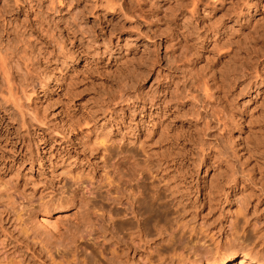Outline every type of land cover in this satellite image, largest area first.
Wrapping results in <instances>:
<instances>
[{"label": "rangeland", "instance_id": "374dc122", "mask_svg": "<svg viewBox=\"0 0 264 264\" xmlns=\"http://www.w3.org/2000/svg\"><path fill=\"white\" fill-rule=\"evenodd\" d=\"M52 2L0 0V264H264V0Z\"/></svg>", "mask_w": 264, "mask_h": 264}, {"label": "bare ground", "instance_id": "6f19581e", "mask_svg": "<svg viewBox=\"0 0 264 264\" xmlns=\"http://www.w3.org/2000/svg\"><path fill=\"white\" fill-rule=\"evenodd\" d=\"M28 2V4L30 3L32 5L33 2H37L39 3L41 0H26ZM50 1V4L52 5L53 2L52 0H49ZM120 0H106L105 2V6L104 8H106L107 10H109V13L112 14V13H115L116 12V9L120 7V3H119ZM213 2H219L220 0H211ZM35 4V3H34ZM30 5V6H31ZM197 4L194 3L193 4V7L195 8ZM52 7V6H51ZM34 8V6L30 7V9L32 10ZM37 8V6H36ZM40 8V7H39ZM37 10V9H34V11ZM108 13V14H109ZM240 13V10L237 12V15H239ZM254 14L252 13H249L248 16V19L249 18H252ZM248 22V21H247ZM49 212V211H48ZM42 222L45 221V217L41 219ZM46 222V221H45ZM47 224V223H45ZM44 224V225H45ZM42 226H43V223H42ZM216 253V252H215ZM202 258V257H201ZM216 259H219L218 261H214ZM208 260V259H207ZM211 260L212 262H210L209 260V264H253V260L250 259V258H247V257H236V256H231V257H217V256H211ZM205 262V261H204ZM208 262V261H207ZM14 264V263H12ZM189 264H202V260L200 258H197L195 259L193 262L189 263ZM208 264V263H207ZM255 264V263H254ZM256 264H263L262 262H258Z\"/></svg>", "mask_w": 264, "mask_h": 264}]
</instances>
